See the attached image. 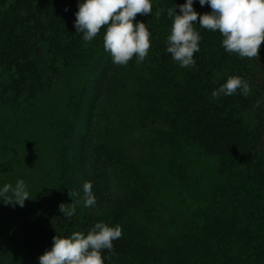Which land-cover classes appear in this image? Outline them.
<instances>
[{
    "label": "trees",
    "instance_id": "1",
    "mask_svg": "<svg viewBox=\"0 0 264 264\" xmlns=\"http://www.w3.org/2000/svg\"><path fill=\"white\" fill-rule=\"evenodd\" d=\"M82 2L0 0V189L23 180L29 193L23 207L0 197V264H39L54 236L87 235L98 222L122 228L114 254L102 253L105 264H264V85L255 65L264 62V42L258 58H241L225 50L219 31L197 21L195 66L181 67L166 51L167 9L179 14L186 0H152V13L134 20L151 33L147 57L116 65L104 48L106 26L87 44L77 33ZM193 7L212 11L199 0ZM230 76L245 79L249 95L238 89L213 99ZM58 80L76 89L66 118L57 115ZM99 101L105 122L110 108L121 120L107 138L99 133L103 167L87 161L82 142L70 148ZM152 118L164 126L146 129L135 151L129 135ZM85 182L94 207L84 206ZM61 203H75V215L64 217Z\"/></svg>",
    "mask_w": 264,
    "mask_h": 264
},
{
    "label": "clouds",
    "instance_id": "2",
    "mask_svg": "<svg viewBox=\"0 0 264 264\" xmlns=\"http://www.w3.org/2000/svg\"><path fill=\"white\" fill-rule=\"evenodd\" d=\"M199 3L201 6L210 5L212 11L202 15L197 13L193 0L179 5V14L175 8L167 9L173 23L167 37L166 51L174 61L181 67L195 66L194 54L199 52L202 38L194 28L197 21L202 28L219 31L227 52L237 53L241 58L259 57V49L264 42V0H199ZM152 9V0H83L78 5L74 27L77 33H83V40L87 44L106 26L104 48L111 54L113 64L127 65L134 56L138 57L139 64L148 55L151 33L144 22L134 23V20L138 14L152 13ZM156 15L159 19L161 11L158 10ZM238 89L245 97L251 91L245 79L230 76L211 95L213 99H218L221 95L231 96ZM256 106H260L259 100ZM9 192L11 196H8ZM83 192L84 206L94 207L97 201L91 182L83 184ZM69 195L72 197L74 194L69 192ZM0 197H3L5 204L23 207L29 193L25 182L18 180L14 188L11 184H5L0 189ZM59 209L64 217L70 219L75 215L76 204L67 207L61 203ZM121 236L120 225L113 227L103 222L96 223L87 235L79 231L68 237L56 235L52 247L40 255L39 264H105L102 253L107 250L114 254L113 241Z\"/></svg>",
    "mask_w": 264,
    "mask_h": 264
},
{
    "label": "rangeland",
    "instance_id": "3",
    "mask_svg": "<svg viewBox=\"0 0 264 264\" xmlns=\"http://www.w3.org/2000/svg\"><path fill=\"white\" fill-rule=\"evenodd\" d=\"M42 50H43V47H42ZM42 55H43V59L45 61H48V58L44 55V50L42 51ZM255 65H256V78L262 85H264V62L260 61L259 59L258 60L256 59ZM55 80H57V79H55ZM59 84L64 85V87H63V91L55 94V97L56 96L60 97V98H55V99H58V103L60 104V106L57 107L58 108L57 115L60 118H66L65 114L68 112H71L72 107L64 108L65 104L67 103V100L70 97V95H72V93H74L76 91V89L72 83H68L69 85L65 86V84L60 80L55 82L54 89L56 88V86H59ZM46 94H47L46 96H49V92H47ZM87 100H88V97H87ZM56 106L57 105L55 103H53L51 105V107H49V109H55ZM47 109H48V107H44L43 111H45ZM61 110H63L64 112H62ZM87 111H88V108L86 106V108L84 109V112H83L84 116L87 113ZM104 111H105L104 102L103 101L97 102L96 107L95 106L92 107V109L88 113V115L92 118L91 119V125L89 127H87V126L81 127L77 136L76 137L74 136V141L70 144V148H72V147L78 148L79 144H81V142H82V144H84V153L87 156V161L88 162L94 161V163L98 162V165L101 167H103L102 163L105 160H97L96 159L97 154L95 151V144H96V141L99 139V137H98L99 133H100V131H102V136L105 137L106 134H108L110 132V129L111 130L115 129V128L119 127V125L121 124V120H120V117L118 114L119 112H117V110H115L114 108L109 109L108 116H107V122H105V119L102 116ZM18 115L23 116L24 113H22L19 110ZM71 116L72 115L70 113L68 115L67 119L65 120L66 123L70 119ZM30 117H31V115H30ZM44 123H45V121H43V120H36L33 124L37 128L47 127V125H44ZM146 126H145L146 128L144 127L141 129L135 128V130H133L132 133L129 135V138H128L129 140L127 143L133 145L135 151L140 148L142 143L145 142V137H147V135H148V133L145 131L146 129H148L150 127L153 128L154 126H164V125L160 120L152 118L146 123ZM105 138H107V137H105ZM32 158H33L32 160H34L35 156H33ZM39 163L41 164V161H39ZM106 168H107V166H106ZM113 182H114V189L120 190V188L117 185V181L112 180V185H113Z\"/></svg>",
    "mask_w": 264,
    "mask_h": 264
}]
</instances>
